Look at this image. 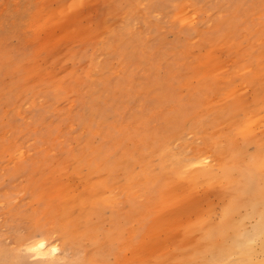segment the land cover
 <instances>
[{"label": "rangeland", "instance_id": "1", "mask_svg": "<svg viewBox=\"0 0 264 264\" xmlns=\"http://www.w3.org/2000/svg\"><path fill=\"white\" fill-rule=\"evenodd\" d=\"M76 1L0 0V245L20 256L13 264L136 262L144 216L159 203L131 193L134 211L127 184L168 181L157 149L168 166L193 149L209 156L225 135L242 163L264 152V0ZM220 188L198 186L200 207L177 221L218 222ZM196 227L190 264H213L218 240L206 252ZM167 232L161 243L179 236ZM38 236L66 258L26 252Z\"/></svg>", "mask_w": 264, "mask_h": 264}, {"label": "bare ground", "instance_id": "2", "mask_svg": "<svg viewBox=\"0 0 264 264\" xmlns=\"http://www.w3.org/2000/svg\"><path fill=\"white\" fill-rule=\"evenodd\" d=\"M72 1L77 2L76 0ZM52 82L57 83L55 80ZM258 105L264 106V102L260 101ZM244 117L245 120L248 118L253 127L259 124L257 114L253 109H247ZM235 120L234 122L238 127L244 126L241 122L239 123V120ZM210 141L207 147L211 152L209 156L208 152L202 153L193 149L188 156L178 155L172 158L170 166L163 159V150L157 149L158 153H156L162 163L160 175H168L169 177L165 184H159L152 188L153 180L158 177L157 174L148 178L146 176V180L142 177L132 179L127 184L129 187L127 195L130 197L127 200L131 201L130 205L134 211H136L137 205L134 201L135 198L131 197V193H134L136 197L144 196L146 202L156 201L154 203H159L157 207L149 210L144 216L141 236L143 245L139 250L141 254L139 260L131 262V264H190L192 254L195 253L194 251L191 253L190 246L198 244V242L193 243V240L190 239L191 233L194 234L193 228L196 226L197 229L203 230L201 233L205 242L202 240L203 237L198 239H200L199 242L202 240L203 244L201 242V245L207 243L206 252L211 253L210 245L215 244L214 242L218 240L219 249L211 256L213 264H224V262L225 264H263V262L255 263L254 261L256 253L264 254V187L252 188V184H260L262 181L264 185V152L257 160L242 163V148H239L240 142L237 143L235 138L225 135L224 140L213 138ZM221 141H225V145H221ZM225 155L228 157L227 159H225ZM260 176L261 180L259 179ZM157 181L155 179V182ZM230 185H234L233 189L229 187ZM198 186H223L220 188V192L228 196V202L225 207L222 206L218 222L214 223L208 218V215L202 217L200 214L196 226L191 227L188 219L186 222H178L176 216L179 214L188 216V213L190 214L191 210L197 206V202H193L192 198ZM107 202L113 203V198ZM240 210H244V212L241 213ZM246 221H253L250 229L245 227ZM176 228L179 236L174 234L171 236V240L163 243L160 242V239V241L158 240L160 231L164 230L168 234L167 230H175ZM196 233L198 234L199 231ZM196 233L195 236H197ZM201 233L198 235L200 236ZM116 234V230H110L111 237L108 238V241L111 242V240L118 238L119 235L114 237ZM197 247L199 246L197 245ZM199 248L203 249L201 246ZM24 250L43 261L51 258L56 260L66 258L65 249H60L43 236L29 239ZM198 253L201 254L199 250ZM204 254L206 253L204 252ZM196 256L193 259H196ZM14 257L19 260L20 256L15 250L0 245V264H13ZM205 258L207 257L204 256V261L201 264L207 263ZM197 262L200 261L197 260ZM25 263L28 264V262Z\"/></svg>", "mask_w": 264, "mask_h": 264}]
</instances>
